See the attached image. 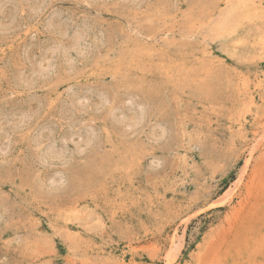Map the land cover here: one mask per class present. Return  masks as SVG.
I'll list each match as a JSON object with an SVG mask.
<instances>
[{
  "label": "rangeland",
  "instance_id": "1",
  "mask_svg": "<svg viewBox=\"0 0 264 264\" xmlns=\"http://www.w3.org/2000/svg\"><path fill=\"white\" fill-rule=\"evenodd\" d=\"M0 264H264V0H0Z\"/></svg>",
  "mask_w": 264,
  "mask_h": 264
}]
</instances>
